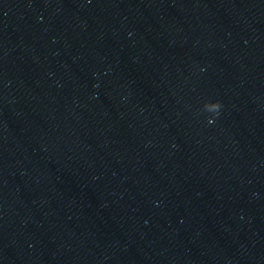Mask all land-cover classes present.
<instances>
[{
  "label": "water",
  "instance_id": "95a60500",
  "mask_svg": "<svg viewBox=\"0 0 264 264\" xmlns=\"http://www.w3.org/2000/svg\"><path fill=\"white\" fill-rule=\"evenodd\" d=\"M0 264H264V0H0Z\"/></svg>",
  "mask_w": 264,
  "mask_h": 264
},
{
  "label": "clouds",
  "instance_id": "9594fccd",
  "mask_svg": "<svg viewBox=\"0 0 264 264\" xmlns=\"http://www.w3.org/2000/svg\"><path fill=\"white\" fill-rule=\"evenodd\" d=\"M222 107L220 101L205 102L204 108L215 115H219V109ZM213 122V117H209V123Z\"/></svg>",
  "mask_w": 264,
  "mask_h": 264
}]
</instances>
